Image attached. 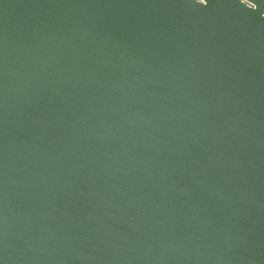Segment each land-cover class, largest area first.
I'll list each match as a JSON object with an SVG mask.
<instances>
[{
	"label": "water",
	"instance_id": "obj_1",
	"mask_svg": "<svg viewBox=\"0 0 264 264\" xmlns=\"http://www.w3.org/2000/svg\"><path fill=\"white\" fill-rule=\"evenodd\" d=\"M0 264H264V0H0Z\"/></svg>",
	"mask_w": 264,
	"mask_h": 264
}]
</instances>
